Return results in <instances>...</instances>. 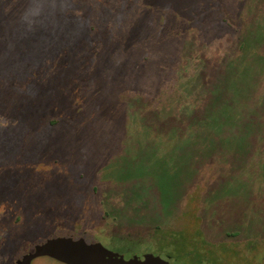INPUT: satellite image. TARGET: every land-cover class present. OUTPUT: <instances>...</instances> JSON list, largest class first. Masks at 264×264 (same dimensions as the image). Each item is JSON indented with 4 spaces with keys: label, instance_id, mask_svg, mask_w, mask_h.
<instances>
[{
    "label": "rangeland",
    "instance_id": "1",
    "mask_svg": "<svg viewBox=\"0 0 264 264\" xmlns=\"http://www.w3.org/2000/svg\"><path fill=\"white\" fill-rule=\"evenodd\" d=\"M58 237L264 264V0H0V264Z\"/></svg>",
    "mask_w": 264,
    "mask_h": 264
},
{
    "label": "water",
    "instance_id": "2",
    "mask_svg": "<svg viewBox=\"0 0 264 264\" xmlns=\"http://www.w3.org/2000/svg\"><path fill=\"white\" fill-rule=\"evenodd\" d=\"M41 257H50L63 264H172L160 256L146 254L129 259L111 251L102 243H88L85 238H51L36 244L28 253L16 261V264H32Z\"/></svg>",
    "mask_w": 264,
    "mask_h": 264
},
{
    "label": "flooded vegetation",
    "instance_id": "3",
    "mask_svg": "<svg viewBox=\"0 0 264 264\" xmlns=\"http://www.w3.org/2000/svg\"><path fill=\"white\" fill-rule=\"evenodd\" d=\"M144 255H146V254H144ZM144 255H142V256H139V257L143 258V256H144ZM166 260H169V259H166Z\"/></svg>",
    "mask_w": 264,
    "mask_h": 264
},
{
    "label": "trees",
    "instance_id": "4",
    "mask_svg": "<svg viewBox=\"0 0 264 264\" xmlns=\"http://www.w3.org/2000/svg\"><path fill=\"white\" fill-rule=\"evenodd\" d=\"M54 123V122H53ZM56 123V122H55Z\"/></svg>",
    "mask_w": 264,
    "mask_h": 264
}]
</instances>
